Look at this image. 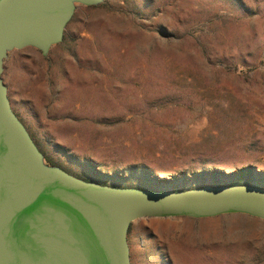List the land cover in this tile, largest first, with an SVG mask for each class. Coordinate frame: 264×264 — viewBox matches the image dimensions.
Returning <instances> with one entry per match:
<instances>
[{
  "label": "rangeland",
  "instance_id": "374dc122",
  "mask_svg": "<svg viewBox=\"0 0 264 264\" xmlns=\"http://www.w3.org/2000/svg\"><path fill=\"white\" fill-rule=\"evenodd\" d=\"M2 80L45 163L80 179L264 188V0L76 6L62 42L10 52ZM149 221L130 264H264L262 220Z\"/></svg>",
  "mask_w": 264,
  "mask_h": 264
},
{
  "label": "water",
  "instance_id": "95a60500",
  "mask_svg": "<svg viewBox=\"0 0 264 264\" xmlns=\"http://www.w3.org/2000/svg\"><path fill=\"white\" fill-rule=\"evenodd\" d=\"M103 1L0 0V264H130L128 230L146 218L240 214L264 221L262 187H114L45 163L10 106L4 60L25 48L46 56L62 42L76 6Z\"/></svg>",
  "mask_w": 264,
  "mask_h": 264
},
{
  "label": "crops",
  "instance_id": "0c3cea01",
  "mask_svg": "<svg viewBox=\"0 0 264 264\" xmlns=\"http://www.w3.org/2000/svg\"><path fill=\"white\" fill-rule=\"evenodd\" d=\"M149 219H151V218H146V219H140V220H137L138 221V223L136 224V226H133V223L130 225V230L131 229H135L134 231H132V232H129L130 230H128V234H127V240H129V234L130 233H132V241H134V242H140V241H142V235H141V233H140V231H142L141 229H142V226L143 227H149V226H153L154 224H155V222H151V221H149ZM143 221V222H142ZM152 223H154V224H152ZM135 225V224H134Z\"/></svg>",
  "mask_w": 264,
  "mask_h": 264
}]
</instances>
